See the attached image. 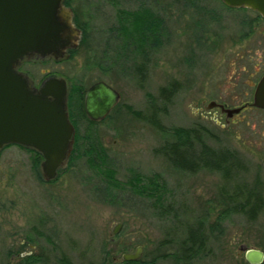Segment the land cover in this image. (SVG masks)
I'll return each mask as SVG.
<instances>
[{"label": "rangeland", "instance_id": "374dc122", "mask_svg": "<svg viewBox=\"0 0 264 264\" xmlns=\"http://www.w3.org/2000/svg\"><path fill=\"white\" fill-rule=\"evenodd\" d=\"M67 6L81 30L76 45L60 60L32 58L21 70L36 86L49 77L66 81L77 153L56 179L45 182L33 151H0V264H25L26 258L29 264H123L122 255L138 247L136 264H183L178 258L186 228L198 221L204 224L205 252L191 264H248L244 252L250 249L264 256V110L247 108L232 118L216 107L207 110L211 102L229 109L252 102L264 74V21L220 0H69ZM144 9L162 21L155 47L140 44L136 35L129 43L120 35L121 11ZM98 81L120 99L106 119L91 124L83 116L84 99L81 108L70 93ZM169 88L175 93L164 104L161 92ZM150 98L162 126L206 128L205 144L232 152L244 169L231 180L208 170L175 171L158 153L162 136L140 119L152 114ZM91 142L99 143L104 166L118 182L158 176L169 217L160 220L154 199L128 191L111 189L114 200L105 199L108 186L86 163ZM235 185L257 187L263 208L253 220L225 213L221 192Z\"/></svg>", "mask_w": 264, "mask_h": 264}, {"label": "water", "instance_id": "95a60500", "mask_svg": "<svg viewBox=\"0 0 264 264\" xmlns=\"http://www.w3.org/2000/svg\"><path fill=\"white\" fill-rule=\"evenodd\" d=\"M62 0H0V151L14 145L37 152L45 182L56 179L70 155L74 128L67 114V84L49 77L38 89L29 86L26 77L15 70L18 62L36 56L60 60L71 46L73 32L70 12ZM229 9H246L264 21V0H220ZM120 95L103 81L92 84L84 95V113L91 122L106 119L118 104ZM251 107L264 110V74L254 89ZM219 107L226 118L241 108H224L211 102L208 109ZM117 225L113 234H118ZM141 247L124 254L123 262H138ZM248 264H262L264 256L246 250Z\"/></svg>", "mask_w": 264, "mask_h": 264}, {"label": "trees", "instance_id": "16d2710c", "mask_svg": "<svg viewBox=\"0 0 264 264\" xmlns=\"http://www.w3.org/2000/svg\"><path fill=\"white\" fill-rule=\"evenodd\" d=\"M121 19L124 21L122 23L124 30H121L120 35H122L128 43L133 41L132 38L135 39L134 35H136L137 42L140 44L146 42V44H151L152 47H155L159 43V36L162 32V21L150 10L144 9L134 13L121 11ZM126 43L119 46L123 48L126 46ZM142 80L144 79L142 78ZM85 92L81 87L71 89L70 95L76 94L78 96L81 108ZM174 93L175 91L172 88L163 89L161 92V101L164 104L170 102ZM154 105L155 100L150 98L149 108L152 114L148 118L140 119L146 121L162 136L164 142L158 153L168 160L175 171L193 174L200 170H208L221 174L225 180H231L233 175L244 169L238 157L232 152L228 150H215L205 144L203 140L204 137L210 136V132L206 128L200 126L198 128L185 129L175 127L166 128L162 126L156 117ZM126 109L129 113L139 117V114L134 112L131 108ZM84 114L85 113H83V116ZM68 118L73 128H75L71 116ZM88 122L91 124L95 123L89 120ZM78 141L79 138L75 135L74 130L71 152L66 161L68 165L74 159L73 157ZM88 144L86 163L88 167L94 171L95 175L103 178V182L108 186L109 191L105 188L107 194V198L105 199L112 202L115 196L111 192L128 191L133 195L146 197L148 200L154 199L153 207L155 208V215L160 220L169 217V208L163 206L164 190H161L163 184H161L158 176L152 175L151 177L142 178L141 176L134 175L125 184H122L114 178L113 171L104 166L105 154L103 149L99 146V143L96 142L95 145H97V147L94 146L92 142ZM33 152L39 160H42L37 152ZM111 189L113 191H110ZM221 199L228 205L225 213L229 216L238 214L246 216L249 220H253L263 208V200L257 187L248 189L243 186L235 185L230 192L222 191ZM205 240L204 224L202 221H198L196 227L188 226L186 228L185 240L181 243V253L178 260L183 264H191L194 259L198 258L199 254L205 252ZM24 260L27 261L25 264L31 263L28 262L29 258ZM68 263L67 260H60V264Z\"/></svg>", "mask_w": 264, "mask_h": 264}, {"label": "flooded vegetation", "instance_id": "af4514ba", "mask_svg": "<svg viewBox=\"0 0 264 264\" xmlns=\"http://www.w3.org/2000/svg\"><path fill=\"white\" fill-rule=\"evenodd\" d=\"M70 1H71V0H70ZM61 4H62V8H63L64 10H67V11L70 12V15H71V21H70V24H71V27H72L73 32H76V33H77L76 37H74V41H76V40L78 39V37L81 35V30L75 25V22H74V13H73L72 8H70L69 6H67V5L69 4V0H62ZM71 47H72V46H71ZM71 47H70V48H71ZM70 48H68V49L66 50L65 54L69 51ZM32 58H38V57L33 56V57H30V58H28V59H24L23 61L18 62V64L15 66V70H16L17 72H19L20 74H22V75H24V76L26 77V79L28 80L29 86H30L31 88L38 89V88L40 87L42 81L36 86V84L34 83V81H32V80L30 79V77H29L27 74H25V73L21 70L22 67H24L25 62H27L29 59H32ZM50 58H51V57H50ZM253 93H254V92H253ZM252 97H253V96H252ZM250 104H251V103H247V104H244V105L241 106V107H238V108H241V110H240V112H239L238 114H240L242 111H244V110L247 109V108H253V107L250 106ZM217 105H220V104H217ZM223 106H224V105H223ZM224 108H226V106H224ZM216 109H219V111H220V108H219V107H216ZM220 112H221V111H220ZM221 114H222V113H221ZM233 116H234V115H233ZM106 118H107V117H106ZM10 146H14V145H10ZM7 147H8V146H7ZM16 147H19V146H16ZM19 148H23V147H19ZM23 149H26V148H23ZM26 150H30V149H26ZM123 263H136V262H123Z\"/></svg>", "mask_w": 264, "mask_h": 264}]
</instances>
